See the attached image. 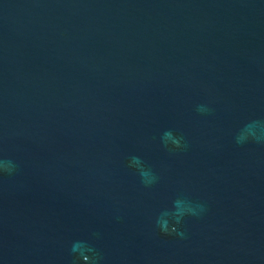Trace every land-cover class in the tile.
<instances>
[{"label": "water", "instance_id": "obj_1", "mask_svg": "<svg viewBox=\"0 0 264 264\" xmlns=\"http://www.w3.org/2000/svg\"><path fill=\"white\" fill-rule=\"evenodd\" d=\"M0 264H264V0H0Z\"/></svg>", "mask_w": 264, "mask_h": 264}]
</instances>
